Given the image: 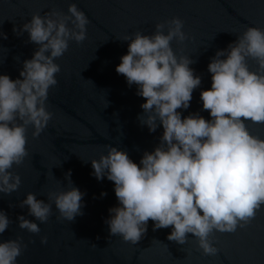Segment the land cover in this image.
Returning a JSON list of instances; mask_svg holds the SVG:
<instances>
[{
    "label": "clouds",
    "instance_id": "1",
    "mask_svg": "<svg viewBox=\"0 0 264 264\" xmlns=\"http://www.w3.org/2000/svg\"><path fill=\"white\" fill-rule=\"evenodd\" d=\"M88 23L84 11L69 3L66 13L34 12L20 29L13 28L17 35L27 32L38 47L31 59L23 61L22 79L0 74V193L18 190L21 178L10 170L29 155L28 127L34 138L39 137L53 117L46 101L61 71L54 61L68 50L70 40L86 39ZM0 37L6 38L3 33ZM186 38L183 21L175 16L157 22L151 35L137 30L119 38L128 41V51L115 70L144 98L143 114L137 119L149 132L159 125L163 132L159 144L144 151L139 164L111 144L105 145L106 154L90 162L97 180L107 177L114 183L119 204L109 208L105 220L110 235L136 245L151 220L154 231L172 228L169 241L184 245L192 234L204 255L216 256L214 232L233 233L245 227L264 205V138L250 132L246 123L264 124V29L245 27L208 63L211 87L203 89L200 98L210 120L198 113L182 118L178 111L190 106L192 92L201 84L189 67L195 61L171 46ZM249 59L255 61V70H250ZM65 179L69 187L47 192L52 203L28 192L19 206L26 205L31 216L47 223L54 204L60 218L73 221L83 215L84 193L72 184L70 171ZM17 220L20 229L40 233L32 220L23 215ZM11 223L0 210V234ZM46 243L47 237L41 236V244ZM26 247L20 237L0 241V264H16Z\"/></svg>",
    "mask_w": 264,
    "mask_h": 264
},
{
    "label": "water",
    "instance_id": "2",
    "mask_svg": "<svg viewBox=\"0 0 264 264\" xmlns=\"http://www.w3.org/2000/svg\"><path fill=\"white\" fill-rule=\"evenodd\" d=\"M69 3L88 17L86 39L70 40L68 50L54 61L61 71L46 101L53 117L39 137L34 138L28 127L29 155L10 170L19 174L21 183L10 195L0 193V210L12 221L0 241L20 237L27 245L16 264H264V205L245 227L233 233L214 232L216 256L204 255L192 234L184 245L169 241L172 228L154 231L151 220L136 245L110 235L105 220L109 208L119 204L114 183L107 177L97 180L90 162L106 154L105 145L111 144L139 164L144 151L159 144L163 132L162 125L149 132L137 119L143 114L144 98L136 94V85L129 86L115 70L128 51V41L119 38L137 30L151 35L157 22L179 17L187 38L182 44L174 40L171 46L195 61L189 67L201 84L193 90L190 106L178 111L182 118L198 113L210 120L200 98V92L211 87L208 63L245 27L264 29V0H0V34L6 36L0 37V74L21 78L23 61L31 59L38 47L27 32L17 35L13 28L20 29L34 12L42 16L52 9L66 13ZM247 63L250 70L256 69L255 61ZM246 123L250 132L264 138V124ZM69 171L72 184L84 193L83 215L67 221L52 204L48 222L40 223L26 205L19 206L28 192L52 203L47 192L69 187L65 179ZM19 215L37 223L40 233L20 229ZM41 236L47 237L46 244H41Z\"/></svg>",
    "mask_w": 264,
    "mask_h": 264
}]
</instances>
